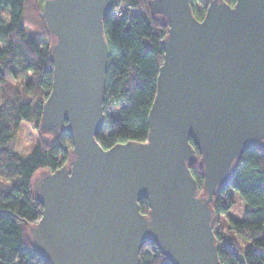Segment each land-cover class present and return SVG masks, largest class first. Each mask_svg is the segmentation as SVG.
Listing matches in <instances>:
<instances>
[{
	"label": "water",
	"instance_id": "1",
	"mask_svg": "<svg viewBox=\"0 0 264 264\" xmlns=\"http://www.w3.org/2000/svg\"><path fill=\"white\" fill-rule=\"evenodd\" d=\"M113 1L43 3L52 82L39 131L66 129L72 148L67 164L32 180L42 206L32 250L47 264H139L152 243L171 264H219L213 195L246 149L264 145V0H207L201 19L190 0H148L168 29L147 137L103 148ZM195 149L204 194L189 168Z\"/></svg>",
	"mask_w": 264,
	"mask_h": 264
},
{
	"label": "trees",
	"instance_id": "2",
	"mask_svg": "<svg viewBox=\"0 0 264 264\" xmlns=\"http://www.w3.org/2000/svg\"><path fill=\"white\" fill-rule=\"evenodd\" d=\"M44 1L0 0V264H47L33 252L29 236V225L38 220L42 209L34 199L32 180L41 171L67 164L72 148L66 129L56 135L45 134L48 138L37 141L27 156L11 146L21 121H31L39 130L42 105L51 89L53 37L43 19ZM203 1L190 0L197 19L205 13L207 2ZM225 1L232 4L235 0ZM119 5L124 7L121 11ZM167 29L165 21L151 12L148 0H114L103 18L108 60L104 118L95 136L103 148L146 139L147 115L163 59L161 40ZM189 168L198 194H204L197 149ZM232 190L244 201L241 218L229 213ZM211 205L219 264H264V145L241 154ZM139 209L147 212L146 199L139 200ZM220 216L230 237L216 230ZM241 241H250L252 247L243 249L237 244ZM139 264L171 263L156 245L146 243L139 251Z\"/></svg>",
	"mask_w": 264,
	"mask_h": 264
},
{
	"label": "rangeland",
	"instance_id": "3",
	"mask_svg": "<svg viewBox=\"0 0 264 264\" xmlns=\"http://www.w3.org/2000/svg\"><path fill=\"white\" fill-rule=\"evenodd\" d=\"M203 2L206 3L207 0H204ZM120 5L117 7V10L121 11L124 7H121ZM118 14L119 13L117 12V15ZM33 103H35V101H33ZM113 112L117 114V111L115 109L113 110ZM45 134L47 133H40L31 121L23 120L21 121L17 132L12 137L11 146L21 155L27 156L31 152L37 141H39L41 138H48V136ZM232 195L234 201L233 205L230 207L229 213L236 218H241L243 214L244 201L234 190H232ZM217 220L218 221L215 225L216 230L221 232L224 237H230L232 234L225 229L226 222L224 217L220 216ZM237 244L243 249L252 247V243L250 241H241V244L240 242H237Z\"/></svg>",
	"mask_w": 264,
	"mask_h": 264
}]
</instances>
